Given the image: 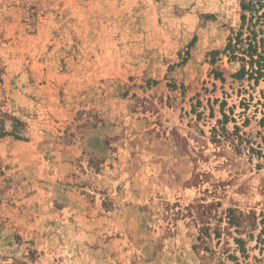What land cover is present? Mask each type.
Segmentation results:
<instances>
[{
    "label": "rangeland",
    "instance_id": "1",
    "mask_svg": "<svg viewBox=\"0 0 264 264\" xmlns=\"http://www.w3.org/2000/svg\"><path fill=\"white\" fill-rule=\"evenodd\" d=\"M241 14L0 0V264H264V79L220 53Z\"/></svg>",
    "mask_w": 264,
    "mask_h": 264
},
{
    "label": "trees",
    "instance_id": "2",
    "mask_svg": "<svg viewBox=\"0 0 264 264\" xmlns=\"http://www.w3.org/2000/svg\"><path fill=\"white\" fill-rule=\"evenodd\" d=\"M241 8L240 30L228 39L220 53L228 56L229 61L240 62L233 76L259 81L264 79V0H241ZM257 241L264 251V219Z\"/></svg>",
    "mask_w": 264,
    "mask_h": 264
}]
</instances>
